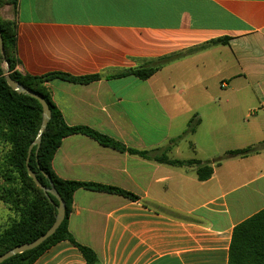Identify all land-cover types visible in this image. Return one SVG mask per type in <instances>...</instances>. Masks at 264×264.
<instances>
[{"label": "crops", "instance_id": "1", "mask_svg": "<svg viewBox=\"0 0 264 264\" xmlns=\"http://www.w3.org/2000/svg\"><path fill=\"white\" fill-rule=\"evenodd\" d=\"M18 3L16 15L6 6V18L18 20L17 70L103 75L46 86L69 126L148 153L118 152L82 135L62 141L52 161L60 178L138 197L76 191L68 220L75 241L95 252L96 264H229L235 227L264 210V0ZM222 38L228 44L190 51ZM177 53L183 55L146 81L116 76ZM164 73L166 81H156ZM192 120L194 142L186 136L168 148ZM247 148L254 151L225 157ZM163 153L199 160L212 175L201 181L196 166L156 161ZM34 264L88 262L62 241Z\"/></svg>", "mask_w": 264, "mask_h": 264}, {"label": "trees", "instance_id": "2", "mask_svg": "<svg viewBox=\"0 0 264 264\" xmlns=\"http://www.w3.org/2000/svg\"><path fill=\"white\" fill-rule=\"evenodd\" d=\"M18 4V0H0V8L10 5L13 7L15 15ZM0 33L12 79L42 95L52 110V119L43 135L39 153L36 156V148H34L29 166L45 187L49 188V179L52 180L57 192L66 203L65 220L54 236L37 249L14 256L2 264H34L52 246L62 241H69L78 247L88 264H96L98 257L95 252L89 247L77 243L68 229V220L72 212L76 191L85 189L97 193L119 195L130 200H137L138 197L114 187L64 180L53 170L54 155L60 148L62 141L73 135L86 136L101 146L118 152L128 151L144 157H147L148 153L127 149L122 143L92 128L69 126L60 110L52 102L50 90L46 86L48 82L54 79L88 84L101 80L103 75L81 78L62 73H50L39 77L23 75L17 70V66L20 64L17 47V18L6 19L0 16ZM229 40V38L218 39L190 51L204 50L215 45H226ZM182 55L183 53H177L150 60L145 65L123 70L116 76H134L146 81ZM3 62L4 59L0 52V180H2L0 183V200L15 212L16 218L0 233V256L16 246L35 241L51 228L56 215V208L29 176L26 166L29 147L36 139L42 123V106L36 99L28 95L18 94L9 87L2 70ZM195 131L196 122L192 120L183 135L172 140L168 148L177 144L184 137L194 134ZM253 151L254 148L230 151L226 153L225 157L247 156ZM222 159L223 157L219 158L216 163L219 164ZM156 161L196 166L197 176L201 181L208 180L212 175L211 167L199 160H170L163 153L157 156ZM45 174L48 175L49 179L45 177ZM51 198L57 206L58 200L53 196ZM229 264H264V210L235 227L229 251Z\"/></svg>", "mask_w": 264, "mask_h": 264}, {"label": "water", "instance_id": "3", "mask_svg": "<svg viewBox=\"0 0 264 264\" xmlns=\"http://www.w3.org/2000/svg\"><path fill=\"white\" fill-rule=\"evenodd\" d=\"M0 52H1V55L4 59V62L6 64V68L4 69L3 74H4V77L6 79L7 84L9 85V87L13 91L17 92L18 94L28 95V96L36 99L37 101H39V103L42 106V109H43L42 123H41V126H40V129L38 131L36 139L33 141V143L29 147L26 166H27V171H28L29 176L33 179L35 184L44 192L45 196L48 198L50 203L52 205H54V207L56 208L55 222L51 226V228L49 230H47L39 238H37L35 241L16 246V247L12 248L11 250L7 251L6 253L2 254L0 256V264H2L14 256H17L19 254H23L25 252L37 249L38 247L43 245L46 241H48L52 236H54L55 233L58 231V229L60 228V226L62 225V223L65 220L66 203L62 199L60 194L57 192L52 180L49 179L48 175L45 174V177H47L50 181V187L49 188L45 187L39 181L37 174L34 171H32V169L29 166L31 155H32L34 148H36V156L39 153V150H40L41 144H42L43 135L46 132L48 125L52 119V110L42 95H40V94L36 93L35 91L27 88L26 86L14 81L12 79V77L10 76L9 64L6 61V54H5L4 43H3V38H2L1 33H0ZM51 196L55 197L58 200L59 204L57 206L55 205Z\"/></svg>", "mask_w": 264, "mask_h": 264}, {"label": "rangeland", "instance_id": "4", "mask_svg": "<svg viewBox=\"0 0 264 264\" xmlns=\"http://www.w3.org/2000/svg\"><path fill=\"white\" fill-rule=\"evenodd\" d=\"M6 11H7L6 6L0 8V16L2 18H6ZM5 68H6V64H5V62H3L2 63V70L4 71ZM155 79H156V81L165 82L166 81L165 73L162 74L159 78H155ZM183 81H186V79ZM178 92H180L179 88H177V90L174 91V93H178ZM211 93H213L212 89L209 91L208 94H211ZM176 124H177L178 128L180 129V131L186 129L185 123L178 122ZM194 139L195 138L188 136L185 140L189 143H192V141L194 142ZM185 145H189V144L184 142L183 146H185ZM0 183H2V180H0ZM0 199H1V195H0ZM14 218H16L15 212L13 210H11L8 205H6L4 202H2L0 200V233L4 230V228H6L11 223V221Z\"/></svg>", "mask_w": 264, "mask_h": 264}]
</instances>
